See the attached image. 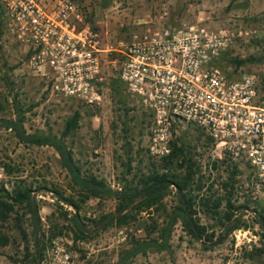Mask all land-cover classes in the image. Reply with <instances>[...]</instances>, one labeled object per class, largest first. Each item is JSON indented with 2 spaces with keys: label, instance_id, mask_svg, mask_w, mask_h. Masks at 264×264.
I'll list each match as a JSON object with an SVG mask.
<instances>
[{
  "label": "rangeland",
  "instance_id": "1",
  "mask_svg": "<svg viewBox=\"0 0 264 264\" xmlns=\"http://www.w3.org/2000/svg\"><path fill=\"white\" fill-rule=\"evenodd\" d=\"M76 2L86 21L101 32L103 101L88 105L53 92L47 80L28 68L26 49L0 30V119L20 118L27 133L60 137L67 120L78 112V126L64 141L82 177L95 178L114 190L135 184L153 170L180 177L193 171L186 192L193 199V217L204 228L203 239L191 237L176 222L160 248L151 247L124 264H264V238L256 220L259 214L264 215V200L250 197L247 164L217 157L210 138L194 127L174 135L182 154L175 158L150 156L147 147L152 116L118 77L122 60L118 49L132 33L187 21L248 31L249 35L238 38L218 63L229 76L252 74L264 86V0ZM108 46L114 50L106 51ZM0 172V188L11 190L25 184L33 189L40 218L37 223L22 205L9 211L0 223V264H42L39 250L59 236L70 240V248L79 254L76 264H112L133 240L154 238L161 242L176 204L175 189L170 187L151 208H135L121 222L115 215L106 224L105 219L115 213V197L106 192L90 194L71 179L53 147L22 143L1 123ZM62 196L79 205L78 214L86 224L83 234L74 227V209ZM233 222L239 227L229 229ZM130 225L140 226L144 234L117 243L116 230Z\"/></svg>",
  "mask_w": 264,
  "mask_h": 264
},
{
  "label": "built area",
  "instance_id": "2",
  "mask_svg": "<svg viewBox=\"0 0 264 264\" xmlns=\"http://www.w3.org/2000/svg\"><path fill=\"white\" fill-rule=\"evenodd\" d=\"M0 30L26 49L28 68L53 92L88 105L103 101L101 32L76 0H0ZM247 35L234 26L187 21L137 31L120 44L118 77L152 116L150 156L169 155L177 132L200 129L217 157L247 164L250 197L264 200V86L252 74L231 77L218 63ZM143 234L130 225L115 237L121 243ZM70 245L55 237L42 264H76L79 254Z\"/></svg>",
  "mask_w": 264,
  "mask_h": 264
},
{
  "label": "trees",
  "instance_id": "3",
  "mask_svg": "<svg viewBox=\"0 0 264 264\" xmlns=\"http://www.w3.org/2000/svg\"><path fill=\"white\" fill-rule=\"evenodd\" d=\"M78 121L79 113L75 112L67 120L61 136L57 137L54 135L43 136L39 134L27 133L22 126L20 118L0 119L1 125L11 129L20 142L35 145H49L53 147L59 155L61 166L68 172L71 179L76 184L85 188L87 192L92 195H98L106 192L115 197L118 201L115 213L105 219L106 224H108L115 215H117L116 219L121 222L131 216V211L135 208L139 210L151 208L155 204L161 202L163 197L170 191V187L175 189L174 195L176 198V204L172 207L171 216L167 223V228L164 230L165 234L162 237L161 242H158L157 239L154 238L150 240H133L129 243L127 248L118 252L117 260L112 264H124L136 255L145 253L151 247L160 248L163 243H166L171 228L176 222H180L185 232L191 237L200 241L203 239L204 228L194 219L193 216L195 215V211L192 208L193 199L188 192H186L193 174L192 170L187 171L184 177H180L175 173L170 174L168 172L153 170L146 175L140 176L139 180L135 184H125L119 190L106 187L101 181H98L95 178L86 179L81 176L80 169L73 159L72 150L64 141V138L69 134V132L78 126ZM179 154H182V149L178 147L173 140L170 154L162 158H175ZM184 163L185 160H182L179 166H184ZM0 191L3 194V196H0V223L7 219L9 211H11L15 205H22L27 209L30 217L39 223V207L33 194V189L30 186L21 184L13 187L11 190L1 187ZM56 193L58 192L56 191ZM62 200L74 209V212L71 215L73 225L76 229H78V231H80L81 234H83L86 231V224L78 214L79 205L75 200L68 196H62ZM241 207L243 208L246 206L242 205ZM67 213V211L64 212L65 215ZM256 220L262 228V237L264 238V215L259 214ZM233 223L235 224H233L229 229L239 227V224L236 222ZM75 238H77V236H75ZM210 240L211 239L207 238V241ZM47 247L39 250L41 260L44 257Z\"/></svg>",
  "mask_w": 264,
  "mask_h": 264
}]
</instances>
